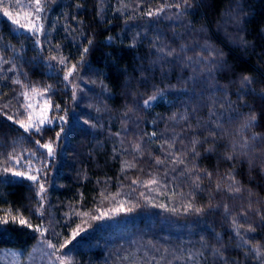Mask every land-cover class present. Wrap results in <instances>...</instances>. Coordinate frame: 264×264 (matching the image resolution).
I'll return each mask as SVG.
<instances>
[{"label": "trees", "instance_id": "trees-1", "mask_svg": "<svg viewBox=\"0 0 264 264\" xmlns=\"http://www.w3.org/2000/svg\"><path fill=\"white\" fill-rule=\"evenodd\" d=\"M15 2L5 0L4 6L14 13L31 10L29 0H20L21 8ZM188 3L190 6L183 0H47L41 14L44 31L35 36L17 30L0 12V55L11 61L0 62L4 69L0 72V168L5 162L15 166L10 155L22 157L21 163L31 160L42 169L46 189L44 215L40 216L38 187L11 173H0V216L5 209L18 210L33 225L47 227L45 236L58 246L79 224V235L60 250L72 264H257L237 247L232 220L245 227L249 223L256 226L255 233L246 235L255 238L253 243L264 245V225L258 226L257 215V210L264 213V0ZM176 4L181 8L168 7ZM161 6L165 11L159 16L147 15ZM153 44L174 48L181 56V45H187V55L193 58L207 44L215 51L203 55L222 60L223 67L208 79L205 65L194 71L173 63L175 57L159 60ZM217 52L223 53L222 58ZM60 57L66 58V64L59 63ZM72 64L78 69L70 78L78 85L75 98L71 84L63 79ZM244 76L251 77V89L242 84ZM17 79L22 83H13ZM47 85L52 86L46 95L52 102L53 123L42 126L41 133L26 132L14 122L24 116L21 92ZM158 89L163 90V97L143 108L142 101ZM226 100L234 102L233 108L227 104L219 107ZM213 103L222 125L219 130L212 128L216 118L210 117ZM129 108L134 111L126 118L123 113ZM253 112L256 124L243 128ZM4 113L12 115L13 121ZM185 114L188 119L182 120ZM61 126L64 132L55 141V155L47 156V150L35 141L43 144L55 139ZM153 131L157 136L149 141ZM209 131H216L215 143ZM173 134L179 137L173 151L188 153V166L198 168L199 173L181 175L184 165L175 171L170 163L155 165L152 157L167 161V145L164 149L160 145ZM253 135L258 138L253 140ZM141 138L143 156L132 147ZM193 138L201 141L196 145L197 157L190 151ZM245 139L247 146L242 147ZM209 146L214 149L211 153L205 151ZM229 155L232 159H227ZM124 161L137 166L122 171ZM203 170L212 173L211 180L204 177ZM196 174L202 177L198 188L192 179ZM229 174L244 189L242 193L234 196L224 190L231 182L224 179ZM152 175L160 180L159 186H151L158 191L144 186L143 181ZM121 201L124 210L109 212ZM189 201L204 211L185 212L183 205ZM158 204L180 211L153 206ZM133 205L132 211H126ZM76 212L88 215L77 216ZM101 213L105 215L93 219ZM40 239L39 232L26 227L0 224V252L12 248L30 255ZM215 249L223 252L224 260L214 254ZM189 254L195 259L188 260ZM0 264L6 263L0 260Z\"/></svg>", "mask_w": 264, "mask_h": 264}, {"label": "snow or ice", "instance_id": "snow-or-ice-1", "mask_svg": "<svg viewBox=\"0 0 264 264\" xmlns=\"http://www.w3.org/2000/svg\"><path fill=\"white\" fill-rule=\"evenodd\" d=\"M46 3H47V0H29L27 7L31 10L23 12V19L25 21L24 23H22L21 19H20L21 12L16 11L14 13L12 10H10L9 6H4L5 0H0V12H2L3 16L7 17L8 21H10L11 24L13 26H15V28L17 30H19V29L27 30L35 36V35H38L40 33H43V31H44V25L41 22L42 21V15L41 14L45 11ZM183 3L186 6H190L188 3V0H183ZM14 6L17 8L23 7L20 0H16ZM172 6H175L178 9L181 8L180 4L168 5V7H172ZM164 11H165V7L161 6L155 12L148 11L147 15L148 16H153V15L159 16ZM182 14L183 13H179V15H182ZM111 39L112 38L109 37V40H111ZM157 39H159V38H157ZM37 42H39V41H37ZM87 43L89 45H91L92 41L89 40ZM57 47H59V46H57ZM153 47L156 48V45L153 44ZM156 50L159 53V56H158L159 60H165L168 57H175V60L173 61V63H180V65L182 67H193L194 71L197 70L198 66L205 65L207 68L206 76L208 79H212L214 76V72L223 67L222 60H217V59H215V57H213L212 59H209V57H205L203 55V52H209V54L211 55L215 51L207 44H205L203 46L202 52L200 54H197V56L195 58L187 55V50H188L187 45H181V47H180V52L184 53L183 56H181L179 53H177L176 49H174V48H166L164 46H161L159 48H156ZM83 51L85 53H87L88 48H84ZM193 51H194V49H193ZM216 55H218L222 58L223 53L217 52ZM51 59L55 60V59H57V57H51ZM81 60H83V57L81 58ZM0 62L8 63V64L11 63V61L6 60L3 55H0ZM59 63L61 65L66 64V58L60 57ZM3 70L4 69L2 67H0V72H2ZM9 70H14V68H11ZM77 71H78L77 65L72 64L71 67L68 68V70L65 72L64 77H63V79L65 81H69V83L71 84L73 98H75V96H76V88L78 87V85L75 83H72L70 78H72L74 76V73H76ZM199 71L204 72V69L200 68ZM13 83L21 84L22 81L17 79V80H14ZM242 84L247 85L248 88L251 89V84H252L251 77L244 76L242 78ZM24 87L26 89L28 88L27 85H25ZM51 87H52L51 85H47L41 90V89L36 88L35 86H32L30 91L25 90V91L21 92V96H23L25 99H30V94L31 95L44 96V94L47 93L51 89ZM241 91H243V89ZM163 95H164L163 90L158 89L154 94H152V95L148 96L146 99H144L142 101L141 106L143 108H149L154 101H156L158 98H162ZM225 95H227V93H225ZM239 99L242 100L243 97L240 96ZM233 103L234 102H232V101L226 100V101H224V103H221L219 105V107L224 108V105L227 104L229 108H233ZM4 107H7V105H5ZM56 107L59 108V105H57ZM216 107H217L216 104L213 103V105L210 108V117H216L211 122L212 128L215 130H219L222 125L220 123V117L216 116ZM24 108L27 111L26 118L25 119H15L14 122L16 124H18L21 128H23L26 132H31L34 130L36 133H41V131H42L41 126L42 125H44L45 123H48V124L53 123V120L49 119L47 116V112L52 109V104H51L50 100H48V99L44 100V106L41 108L39 113L35 112V107L32 103H28V104L24 105ZM133 111H134L133 109L129 108L127 111H125L123 113V116L127 118V117H129V113L133 112ZM4 114L6 115L8 121H13L14 118L12 115H7V113H4ZM223 114H226V112L222 113V115ZM17 115H19V113H17ZM171 119L175 120L176 115L173 114ZM181 119L187 120L188 119L187 114L183 115L181 117ZM60 120H64V117H60ZM256 122H257V116L253 112L252 114H250L248 119L245 121L243 128L251 129L256 124ZM84 123L88 124L89 121L85 120ZM123 123H124V127L126 129L127 128V120H125ZM63 132H64V128L61 126L60 131L56 133L55 139L49 140L48 142L43 143V144H41L40 140H36L35 143L40 148L47 150L46 151L47 156H54L55 155V148H54L55 141L60 138V135ZM115 135L119 136L120 133L117 132V133H115ZM156 136H157V133L155 131L150 133L149 137H148L149 141H151L152 137H156ZM215 136H216V131H209V137L213 138L212 143H215V139H214ZM257 138L258 137L256 135H253V137H252L253 140H256ZM177 139H179V137L176 136L175 134H173V138L171 140H165L164 144L160 145L161 149H164L165 145H167L168 151L166 152V156L168 157V159L166 161L164 159H161L160 157H152L155 165H163L165 163H170L172 165L173 171H175V169L178 165H184V168L181 170V175H186V174H190V173H199V171H201V170H199L198 168H196L194 166L193 167L188 166V163L186 162V158H185L188 153L182 152V151H173L176 148L175 141ZM205 139H208V138L206 137ZM142 143H143V139L141 138V140L139 142H135L132 146L133 151H135L136 153H138L141 156L144 155V149L141 147ZM199 143H201V141H199L196 138H193L192 147L190 150L193 157H197L200 155L199 152H197V150H196V145ZM244 146H247V139H245V143L242 147H244ZM233 149H235L234 144H233ZM205 151L211 153L214 151V149H213V147L209 146L208 148L205 149ZM32 155H34V153H32ZM8 159L14 160L15 166H8L7 162H5V166L3 168H0V173H3L4 175L11 173L12 177L23 178V179L31 181L33 184H35L39 190V192H38V194L40 195L39 203L41 205V207L37 209V212L39 213L40 216H43L44 212L42 210V206H43V201L45 199L43 193L46 191V189H45V185H44L43 181L41 180L42 169L39 167H35L31 160L25 161L22 164L21 161L23 158L20 156L10 155ZM227 159H232V156H230V155L227 156ZM136 166L137 165L134 162L124 161V167L121 170L123 171L125 168H135ZM18 168H22L23 170H18ZM203 173H204V177L211 180V178H212L211 172H209L207 170H203ZM192 179H193V183L198 188L200 183H202L201 175L196 174ZM224 179L231 181L230 183L227 184V187L224 189L227 192H229L230 194L235 196V195H238L244 191V189H242V187L239 185V182H237L235 180V177L232 176L231 174L226 176ZM140 182L141 181H138V180L133 181V183H140ZM143 183H144L145 187L151 188V186H153V185L159 186L160 180L157 176L152 175L150 179H148L147 181H143ZM216 189H217V191L221 190V183L220 182L216 183ZM151 190L152 191H158V187L151 188ZM143 195H144V193H141V196H143ZM173 195H175V193H173ZM251 195H252V193L249 191V196H251ZM101 196H103V193H101ZM109 198L115 199V197H109ZM145 199L147 202L151 203L150 198L145 197ZM153 206L165 208L167 211H171L173 213L180 211V209H178L176 207L168 208V206L166 204H158V205H153ZM134 207H135V205L127 208L126 211H132V209ZM249 208H251V204H249ZM183 209L185 212L192 211V212H195L197 214L202 213L204 211L203 208L194 207V205L192 204L191 201H189L187 204H184ZM121 210H124V202L123 201L119 202L118 205L115 207V209H109V212H111V211L120 212ZM3 211H4V215L0 216V224H8L9 222H11L12 224H16V225H19L21 227H26L27 229H30L34 232H39L41 235V242L46 244L47 248L54 250L52 255L55 256V259H56V261L59 262V264H72L71 259L67 255H56V253L59 252L64 247H66L68 244H71L72 240H74L76 238V236L79 235V233L81 231V226L79 224L76 226V228L71 230V237L70 238L66 237L64 239V242L60 243L58 246L57 244L52 243L51 240H44L43 239L45 234L48 232V228L44 227L43 224L33 225V223H31L30 219L25 217L18 210L15 211V213H13L12 209H5ZM225 211L226 212L228 211L227 205H225ZM75 215L87 216L88 213L87 212H83V213L76 212ZM103 215H105V213H101L99 216H94L93 219H100L101 216H103ZM243 215L246 217L247 213L245 212V213H243ZM257 215H258L259 220H260V225H258V226L264 225V213H260L259 210H257ZM232 226L235 230V236L239 240L237 247L244 251L245 256H248L249 258H255V260L257 261V264H264V245H262L259 241H257L256 243H253V239H255V238L252 236L246 235L247 233H255L257 231V227L253 226L250 223L247 224V227H245V224L239 223L235 218H233V220H232ZM157 251H160V250L157 249ZM164 251L167 252L166 249ZM214 254L216 256H218L221 260L225 259L224 254L220 249H215ZM152 259H155V257H152ZM161 259H163V256L161 257ZM187 259L193 260V259H195V257L192 256L191 254H189L187 256ZM233 264H236V261H233Z\"/></svg>", "mask_w": 264, "mask_h": 264}, {"label": "rangeland", "instance_id": "rangeland-1", "mask_svg": "<svg viewBox=\"0 0 264 264\" xmlns=\"http://www.w3.org/2000/svg\"><path fill=\"white\" fill-rule=\"evenodd\" d=\"M20 19H21L22 23L25 22L23 19V13H21ZM45 99L49 100L46 93L44 94V96L31 95L30 94V99H24L25 100L24 105H26L28 103H32L35 107V112L39 113L41 108L44 106V100ZM51 104H52V102H51ZM51 111H52V109L47 112V116L49 119L51 117ZM26 116H27V111L24 108L23 119H25ZM47 124L48 123H45L42 126H45ZM23 163L24 162H22V164ZM32 163H34V162H32ZM18 170H23V169L18 168ZM43 239L44 240H50L46 236H44ZM53 251L54 250L47 248L46 244L42 243L41 239H40L38 244L32 248L30 255L26 254V252L24 250L8 248V249H3L0 252V260L6 264H59V262L56 261L55 256L52 255ZM56 255H63V254L59 251L56 253Z\"/></svg>", "mask_w": 264, "mask_h": 264}]
</instances>
